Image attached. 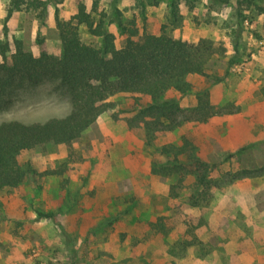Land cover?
<instances>
[{"label": "rangeland", "instance_id": "374dc122", "mask_svg": "<svg viewBox=\"0 0 264 264\" xmlns=\"http://www.w3.org/2000/svg\"><path fill=\"white\" fill-rule=\"evenodd\" d=\"M42 1L44 13L21 10L6 19L9 0H0V63H10L17 43L35 56H60L55 15L69 20L80 1L93 16L105 15L117 48L125 36L115 11L138 35L209 40L217 50L206 67L212 78L225 75L229 59L236 64L218 84L188 77L191 93L179 104L195 107V95L208 92L214 114L205 123L183 122L147 144L142 125L127 123L138 110L133 98L121 95L70 145L22 153L35 174L0 191V264H264V0ZM172 1L176 23L168 20ZM78 32L82 43L100 46L84 25ZM69 111L68 92L56 78L13 79L0 88V124L45 122ZM183 139L215 165L207 195L191 175L179 183L150 171L159 147ZM51 170L60 174L42 175ZM39 211L54 216L41 218ZM158 220L163 233L152 227Z\"/></svg>", "mask_w": 264, "mask_h": 264}, {"label": "trees", "instance_id": "16d2710c", "mask_svg": "<svg viewBox=\"0 0 264 264\" xmlns=\"http://www.w3.org/2000/svg\"><path fill=\"white\" fill-rule=\"evenodd\" d=\"M45 9L46 4L42 0H9L6 19L21 10H41L44 13ZM260 11L264 14V8ZM178 16L177 3L172 1L169 22L176 23ZM104 17L103 13L93 16L79 1L69 20H61L55 15L61 43L60 56L46 53L35 56L22 51L17 43L10 63L6 60L0 63V88L13 79L37 83L43 78H56L68 92L70 100V111L64 117L31 124L18 121L0 124V191L17 188L29 175L35 174L29 163L21 162L22 153L44 149L49 144L70 145L99 116L114 108L115 103L111 101L114 97L123 95L133 98L138 110L127 123L130 127L142 125L147 144L152 143L157 132L172 131L183 122L205 123L214 114L206 91L195 95V107L184 109L180 106L179 100L191 93L187 79L195 75L213 79L211 84H218L236 64L235 59H229L223 77L212 78L206 67L217 50L209 40L189 43L165 34L138 35L137 29L124 25L115 11L117 32L125 36L124 45L117 48L115 36L106 30ZM80 25H84L90 35L100 38L99 47L81 42ZM3 76H6L5 81ZM169 91L176 92L179 97L166 98ZM242 151L241 148L230 152L226 159ZM157 152L160 160L152 163V174L177 176L179 183L191 175L198 189L207 191L210 188V173L215 165L198 157L187 139H183L180 146L163 145ZM58 174L54 170L42 173ZM240 176L242 174L236 178ZM53 216L51 212H38L41 218ZM152 227L157 233L164 232L160 220Z\"/></svg>", "mask_w": 264, "mask_h": 264}]
</instances>
